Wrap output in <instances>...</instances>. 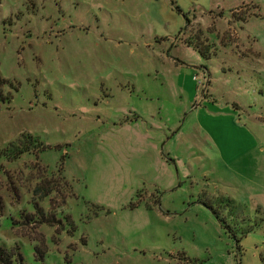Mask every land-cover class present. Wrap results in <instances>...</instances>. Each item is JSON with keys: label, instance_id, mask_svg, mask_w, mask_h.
<instances>
[{"label": "rangeland", "instance_id": "1", "mask_svg": "<svg viewBox=\"0 0 264 264\" xmlns=\"http://www.w3.org/2000/svg\"><path fill=\"white\" fill-rule=\"evenodd\" d=\"M22 137L25 264H264V0H0V149ZM42 183L55 222L20 227Z\"/></svg>", "mask_w": 264, "mask_h": 264}, {"label": "trees", "instance_id": "2", "mask_svg": "<svg viewBox=\"0 0 264 264\" xmlns=\"http://www.w3.org/2000/svg\"><path fill=\"white\" fill-rule=\"evenodd\" d=\"M171 5H174V2L171 1ZM184 19L186 21V28L191 23V21L184 15ZM239 20H243L240 18ZM186 28L179 33V35H183L186 31ZM199 38L195 37L194 41H197ZM182 40V39H181ZM188 47H192L199 51L201 54V48H199V44L192 43L191 39L186 41L183 40ZM196 44V45H195ZM40 148L39 142L30 137H22L20 140L16 142L10 143L6 148L0 149V161H5L8 163L17 162L21 159V157L25 156L26 154H32V151H38ZM35 156V155H34ZM37 161V160H36ZM0 178H6L2 167L0 166ZM8 179V178H7ZM50 186L49 183H47ZM52 192H55V188L52 186L50 188L44 187L43 183L41 185L36 186V188L32 191L31 202H32V210L30 212H25V214H20L19 221H14L20 227L23 226L24 228L27 225L31 227L37 228L43 221L47 224L51 225L54 224L55 218L52 215L45 214L43 209L40 207L39 202L45 198H48ZM41 196L37 197L38 194ZM3 198L0 197V216L3 215L5 205L3 203ZM239 242H237L238 244ZM0 264H25L23 261L22 255L18 252V249H6L4 246L0 245Z\"/></svg>", "mask_w": 264, "mask_h": 264}]
</instances>
